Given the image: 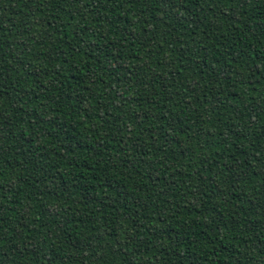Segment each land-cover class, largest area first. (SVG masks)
Masks as SVG:
<instances>
[{
  "label": "trees",
  "instance_id": "obj_1",
  "mask_svg": "<svg viewBox=\"0 0 264 264\" xmlns=\"http://www.w3.org/2000/svg\"><path fill=\"white\" fill-rule=\"evenodd\" d=\"M0 264H264V0H0Z\"/></svg>",
  "mask_w": 264,
  "mask_h": 264
}]
</instances>
